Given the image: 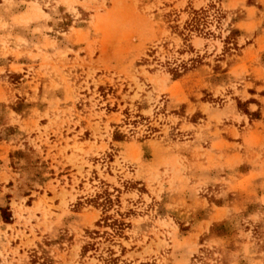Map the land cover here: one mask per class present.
Segmentation results:
<instances>
[{"label": "rangeland", "instance_id": "374dc122", "mask_svg": "<svg viewBox=\"0 0 264 264\" xmlns=\"http://www.w3.org/2000/svg\"><path fill=\"white\" fill-rule=\"evenodd\" d=\"M0 264H264V0H0Z\"/></svg>", "mask_w": 264, "mask_h": 264}]
</instances>
